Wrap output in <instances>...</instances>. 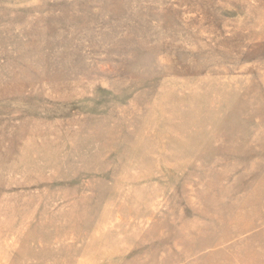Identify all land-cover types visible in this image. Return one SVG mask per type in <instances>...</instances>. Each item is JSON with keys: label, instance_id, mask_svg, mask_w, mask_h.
Here are the masks:
<instances>
[{"label": "rangeland", "instance_id": "rangeland-1", "mask_svg": "<svg viewBox=\"0 0 264 264\" xmlns=\"http://www.w3.org/2000/svg\"><path fill=\"white\" fill-rule=\"evenodd\" d=\"M0 264H264V0H0Z\"/></svg>", "mask_w": 264, "mask_h": 264}]
</instances>
